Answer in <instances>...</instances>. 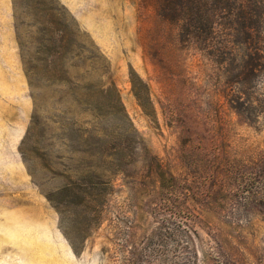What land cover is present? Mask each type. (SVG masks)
I'll use <instances>...</instances> for the list:
<instances>
[{
	"label": "rangeland",
	"instance_id": "1",
	"mask_svg": "<svg viewBox=\"0 0 264 264\" xmlns=\"http://www.w3.org/2000/svg\"><path fill=\"white\" fill-rule=\"evenodd\" d=\"M56 2L100 57L95 70L70 67L69 77L89 90L90 100L115 88L141 151L126 175L112 178L105 221L76 256L46 198L63 181L36 160L34 138L22 141L34 117L47 127L60 115L95 118L68 83L40 79L30 85L13 2L0 0V264H132L156 227L164 224L165 232L174 225V210L196 230L198 251L169 253L174 263L264 264V65L248 80L239 79L242 52L220 55L205 32L189 41L170 35L156 10L158 0ZM18 13L25 41L29 14L23 6ZM12 38L26 84L19 96L16 75L7 68L14 63ZM132 73L147 86L145 108L133 94ZM12 94L15 100L4 99ZM61 141L51 131L43 139L53 164L63 169L69 154ZM150 159L167 174L160 186L148 180Z\"/></svg>",
	"mask_w": 264,
	"mask_h": 264
},
{
	"label": "trees",
	"instance_id": "2",
	"mask_svg": "<svg viewBox=\"0 0 264 264\" xmlns=\"http://www.w3.org/2000/svg\"><path fill=\"white\" fill-rule=\"evenodd\" d=\"M12 2L18 44L30 85L31 80L40 79L62 86L68 83L80 103L87 101L90 115L95 118V122H88L79 118V114L60 115L58 121L53 122L54 127H47L40 118L34 117L27 139L22 141L25 145L34 138L31 149L36 160L43 170L52 174V178L59 177L63 181L62 187L47 194L46 198L57 210L61 233L73 253L80 256L91 233L105 221L109 197L113 195L112 178L126 175L137 161L140 140L114 87L100 90L99 101L90 100L89 90L69 77L70 67L86 66L87 72L95 70L100 57L94 46L82 40L83 33L69 19L64 7L56 0ZM21 6L29 14L25 41L20 32L22 16L18 12H21ZM156 10L170 35L174 33L175 37H185L189 41L192 35L205 32L220 55L242 52L239 79L248 80L255 68L264 65V0H158ZM131 82L134 96L145 108L148 101L146 84L133 73ZM81 90L85 91L81 93ZM48 131L60 135L62 146L69 154V163L63 169L59 163L53 164L49 152L51 146L43 143ZM150 165L152 171L148 180L160 186L167 174L160 164H155V159ZM157 191L161 192L160 187ZM181 212L173 211L171 228L164 232L162 224L151 232L147 244L136 249L132 264H154L155 261L157 264H176L167 258L176 250L186 252L191 249L197 255L193 241L197 232L182 219Z\"/></svg>",
	"mask_w": 264,
	"mask_h": 264
},
{
	"label": "crops",
	"instance_id": "3",
	"mask_svg": "<svg viewBox=\"0 0 264 264\" xmlns=\"http://www.w3.org/2000/svg\"><path fill=\"white\" fill-rule=\"evenodd\" d=\"M10 54H11V57H13L14 59V63L13 65H7V68L13 72L15 75H16V78L14 77V81L17 82V87H16V93L17 94L16 96H19V91H20V88L22 86V84L25 86V76L23 75L24 73L22 72V65H21V61H20V58H19V55H18V47L14 41V39H10ZM12 97H4V99H9V100H15L16 98L13 96V94L11 95Z\"/></svg>",
	"mask_w": 264,
	"mask_h": 264
}]
</instances>
